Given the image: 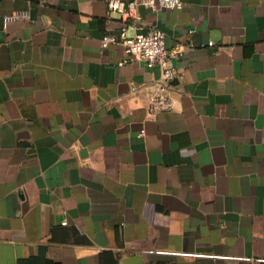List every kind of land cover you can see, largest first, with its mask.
Segmentation results:
<instances>
[{
	"label": "crops",
	"instance_id": "crops-1",
	"mask_svg": "<svg viewBox=\"0 0 264 264\" xmlns=\"http://www.w3.org/2000/svg\"><path fill=\"white\" fill-rule=\"evenodd\" d=\"M183 1L0 0V264H264V0ZM125 21L182 49L172 110Z\"/></svg>",
	"mask_w": 264,
	"mask_h": 264
},
{
	"label": "built area",
	"instance_id": "built-area-1",
	"mask_svg": "<svg viewBox=\"0 0 264 264\" xmlns=\"http://www.w3.org/2000/svg\"><path fill=\"white\" fill-rule=\"evenodd\" d=\"M111 12L119 13L124 20L129 17L138 18V9L141 5L153 10L182 8L183 0H106ZM21 17H30L24 13ZM104 47L112 43H119L124 47L127 57L125 62L133 59H142L150 67L158 66L160 75L148 84V110L151 113L172 110L174 100L169 93V83L176 77L177 70L174 59L178 57L182 49L178 46L169 48L166 44V34L158 28H152L147 32L129 34L125 21L118 35L107 32L101 39ZM212 43V42H211Z\"/></svg>",
	"mask_w": 264,
	"mask_h": 264
}]
</instances>
